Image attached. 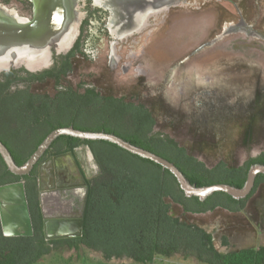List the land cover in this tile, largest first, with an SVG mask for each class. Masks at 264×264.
<instances>
[{
    "label": "flooded vegetation",
    "instance_id": "af4514ba",
    "mask_svg": "<svg viewBox=\"0 0 264 264\" xmlns=\"http://www.w3.org/2000/svg\"><path fill=\"white\" fill-rule=\"evenodd\" d=\"M16 1L21 4L23 11L14 10V12H11L10 9L8 13L27 21L33 20V1ZM9 3L10 0H0V7L5 9ZM179 3L178 0H141L140 5L120 3L121 5L118 4V7H114L113 1L109 3L105 1L104 4L102 0H66L65 7L67 13L69 12L68 20H74L75 22L74 34L70 44H68L69 47L50 46L44 55V61L39 66L29 68L23 61L19 63L12 62L8 67L0 70V82L5 81L6 78L10 80L7 85L0 88V141L9 151L14 162L16 163L15 156H30L33 153H30L31 148L35 146L36 149L38 145L32 144V142L43 138L48 123H59L58 120L53 121L52 116L56 112L54 109L57 107V102L47 101V99L55 97L65 87L78 89L79 83L75 86L62 85L60 79L68 75L71 71L72 61L77 57L94 60L96 49L94 46L103 38H106L108 45L107 62L109 69L115 70L120 67L122 71H128L135 68L140 86L145 92L165 93L166 95L167 93H174L173 100L169 104L176 108L204 109L217 107L219 101L217 104L216 101L220 98L219 93L224 91L223 87L226 84L217 82L215 79L214 81L210 78L207 80L197 71H201V69H197L192 61L208 42L197 46L188 56L181 57L174 64L175 69L172 74H168L170 69L164 70L167 62L171 63L172 58L170 55L166 59L163 58L164 56L160 58L147 56V61L143 62L147 67L145 70L137 67L141 63L133 62L137 58V54L129 52V54L124 55L122 54V48L119 46L120 42L131 40L135 32L125 33L123 30L130 31L131 28L136 27L137 23L142 27L144 26L143 28H148V26L157 22V14L161 11H164L163 19L168 22L167 25L169 26L174 21L182 18L195 19V21L199 20L200 15L207 18L206 15L197 13L198 10L203 9L198 6L196 8L198 10L178 11L182 13H178L179 16L182 15L181 17L177 15L178 18L176 13L171 12V10L174 8L172 6ZM110 4L113 6L112 9L109 8ZM144 14L145 16H143ZM203 17H201V21ZM215 18L217 19V16ZM233 33L247 34L252 39L264 41V34L258 33L253 25L244 22L242 17L209 41L212 44L222 38L223 35ZM150 35H152L151 42H155L160 37V34H153V31L150 32ZM161 40L163 41V37ZM131 42H135V40L132 39ZM156 52L163 54L160 52H164V50L158 47ZM184 78L187 79V82L184 81ZM46 81H52L53 83L54 92L52 95L36 88V86ZM84 86L94 87L90 83H85ZM250 86L255 95L259 94L260 98L264 97V77L262 79L260 77L254 78L251 74ZM45 107H49L50 110L46 111ZM153 129L159 131L155 129V125ZM222 135L224 137V133ZM59 137L45 150L31 170L23 175L10 172L0 156V186L22 182L31 222L30 234H26V231L20 226L14 230H8L9 233L4 234L0 218V249L5 251L18 249L20 252H36L37 250L48 249L50 253L60 252L63 249L78 252L81 248L94 251L84 244H81L78 249L61 245L63 239L79 238L84 229L87 230L88 238L92 243L106 248L112 246L108 220L110 208L105 206V202H108L109 198L101 196L103 194L102 189L105 186L100 180L102 177V163L97 160L94 150L89 145L78 144L66 136ZM77 149L84 151L89 158L93 168L90 176L86 174L75 156V150ZM262 153H264V150L246 158L236 166H229L224 160L220 159L210 167L206 166L194 154L190 155L202 162L207 168L218 167L221 164L226 168H234L244 164L249 158L259 156ZM261 180L262 177L258 174L255 178V182L258 181L256 189L264 187V182ZM84 192H86V199L82 216L79 218V203L78 200L75 203L72 201V193L82 195ZM89 193L97 195L90 196V203H88ZM171 204L179 206L173 202ZM262 206L261 217L263 222H259V225L264 228V201ZM87 208L88 213L86 212ZM179 208L182 213L190 214L184 212L180 206ZM209 212L211 211L196 213L195 215H203ZM79 224L80 233L78 234L76 228ZM223 237L226 236L223 235ZM112 260L120 259L113 257Z\"/></svg>",
    "mask_w": 264,
    "mask_h": 264
},
{
    "label": "rangeland",
    "instance_id": "374dc122",
    "mask_svg": "<svg viewBox=\"0 0 264 264\" xmlns=\"http://www.w3.org/2000/svg\"><path fill=\"white\" fill-rule=\"evenodd\" d=\"M178 1L180 3L172 6L175 9L171 10L176 13V16L178 13L182 14L178 11L198 10L196 8L201 7L203 9L199 8L201 10L197 13L206 15L207 18L201 15L196 21L182 18L169 26L168 22L163 19L164 11H161L158 12L157 22L152 24L153 26H148V28H143V26L133 31L132 39L135 42H131L132 39L125 40L120 42L119 46L124 55L129 52L137 54L133 62L141 63L137 65L141 69L147 68L143 62L147 61L146 58L149 55V57L152 56L151 58L164 56L165 59L170 55L171 63H174L167 62L163 67L164 70L170 69L168 74H172L175 69L174 64L181 57L188 56L197 46L208 42L192 61L197 69H201L197 71L207 80L210 78L214 81L215 79L227 85L223 87L224 91L219 93L220 98L216 101V104L219 101L217 107L176 108L169 104L173 100L174 93H167L169 94L167 96L165 93L145 92L140 86L135 68L129 69L130 71H122L120 67L115 70L109 69L106 38L94 46L96 59L77 57L72 61L71 71L60 79L61 84L75 86L80 82L90 83L102 95L141 102L151 112L155 120V129L174 138L187 153L197 156L206 166L210 167L220 159L229 166L239 165L246 158L264 150V97L260 98L259 94L255 95L250 86L251 74L254 78L264 77V41L252 39L250 35L243 33L223 35L212 44L209 40L221 34L241 17L247 24H252L258 33L264 34V0ZM6 7L5 9H8L7 11L11 9V12L23 11L21 4L16 0H10ZM201 17H203L202 21ZM152 31L153 34H160L155 42H151L150 32ZM158 47L162 48L165 54L164 52L158 54L156 52ZM43 61L44 59H40L30 64L23 60V63L32 68L39 66ZM186 80L184 78L185 82ZM36 88L50 95L54 92L52 81H46ZM75 156L86 174L90 176L93 168L87 154L77 149ZM77 197L78 194L72 193L74 203ZM263 201L264 187H261L255 190L241 211L228 212L217 208L203 215H195L182 213L179 206L171 204L170 214L212 232L213 244L217 250H236L242 247H256L261 243L264 246V228L259 225V222H263L261 217ZM223 235L227 237V245L222 244ZM56 253L48 259L59 260L60 264H71L70 259L76 258V254L79 257H88L93 260H105L101 255L84 248H81L79 253L68 249ZM155 258L165 257L156 255ZM172 258L174 261L183 260L178 255ZM129 261L126 259V262Z\"/></svg>",
    "mask_w": 264,
    "mask_h": 264
},
{
    "label": "trees",
    "instance_id": "16d2710c",
    "mask_svg": "<svg viewBox=\"0 0 264 264\" xmlns=\"http://www.w3.org/2000/svg\"><path fill=\"white\" fill-rule=\"evenodd\" d=\"M9 79L0 82V88ZM78 89L63 88L58 95L47 101L57 102L53 121L48 123L39 145L54 129L72 126L81 131L105 132L121 137L137 147L148 150L173 163L196 186L228 184L237 188L243 186L252 164L264 165V153L249 158L244 164L226 168L224 165L207 168L202 162L188 154L184 147L168 134L154 131L155 120L143 103L126 101L122 97L102 95L95 87ZM49 111V107H45ZM64 136H60L62 138ZM78 144H87L95 157L102 163V189L105 206L110 208V248L92 243L87 230L76 239H63L61 245L78 249L81 244L98 252L106 261L128 259L134 263H149L156 255L165 258L180 256L193 258L203 264H264V246L242 247L236 250L219 251L213 244L212 232L170 214L171 202L190 214L213 211L216 208L229 212L241 211L251 193L241 200L216 192L200 201L197 197H185L176 179L168 170L151 160L131 154L115 144L106 141L80 140L66 136ZM35 146L30 153L34 152ZM27 156H15L18 165ZM251 160V163H250ZM264 182V175L260 174ZM88 195V203L90 196ZM88 213V208L86 209ZM42 240V238H40ZM227 245V238H222ZM50 250L20 252L0 249V264H33Z\"/></svg>",
    "mask_w": 264,
    "mask_h": 264
},
{
    "label": "water",
    "instance_id": "95a60500",
    "mask_svg": "<svg viewBox=\"0 0 264 264\" xmlns=\"http://www.w3.org/2000/svg\"><path fill=\"white\" fill-rule=\"evenodd\" d=\"M34 4V18L31 21L17 18L0 7V58L8 60V63L17 61L21 51L31 53L38 51L46 54L50 46L59 45L60 47L68 46L74 34V20H68L66 0H32ZM109 3L114 2V7L120 3L139 4L141 0H102ZM153 4V3H151ZM109 5V4H108ZM110 4L109 8L113 6ZM121 5V4H120ZM143 11V10H142ZM146 14V13H145ZM145 14L143 16H145ZM142 16V15H141ZM142 25L137 23L135 28L125 33H132L141 28ZM123 28V27H121ZM61 42V43H60ZM22 62V61H20ZM59 136H70L80 140L88 141H106L117 145L123 150L137 155L141 158L151 160L161 166L162 170H168L176 179L179 188L185 197H197L200 201L216 192L225 193L233 199H245L254 187L255 178L258 174L264 175V165L253 164L249 167L246 180L242 187L237 188L228 184H213L209 186H196L188 181L183 173L168 160L143 148L132 145L121 137L105 132L81 131L72 126L57 128L51 131L37 146L35 151L21 165H17L9 151L0 141V156L7 169L16 175L28 173L36 161L41 157L51 143ZM16 189V198H10L7 191ZM3 194V195H1ZM0 218L4 234L8 230H14L18 226L31 233V222L26 204L22 182H15L0 186ZM5 195V196H4ZM86 192L78 194L77 202L79 203V218L82 216ZM5 204V206H4ZM77 233H80V224L77 226Z\"/></svg>",
    "mask_w": 264,
    "mask_h": 264
},
{
    "label": "crops",
    "instance_id": "0c3cea01",
    "mask_svg": "<svg viewBox=\"0 0 264 264\" xmlns=\"http://www.w3.org/2000/svg\"><path fill=\"white\" fill-rule=\"evenodd\" d=\"M259 246H263V243H261V245H259ZM219 251H221V250H219ZM54 253H56V252H54ZM54 253L45 254L36 262H39V263H42V264H60L59 260H50V259H48ZM75 253H77V252H75ZM78 253H79V251H78ZM93 253L94 254L95 253L99 254L98 252H95V251H93ZM56 254H58V253H56ZM61 258H63V257L61 256ZM63 259H65V258H63ZM181 259H183V258H181ZM70 260H71V264H141V263H134L132 261L126 262V259H122L123 260L122 262L119 261V260L115 261V260H112V259L111 260H107V261L101 259L99 261V260L90 259L88 257H81V256L79 257L78 254H76V258L70 259ZM145 264H203V263H200V262L196 261L193 258H187V259H183V260H179V261H174L173 258L170 257V258H160V259L154 258L151 262L145 263Z\"/></svg>",
    "mask_w": 264,
    "mask_h": 264
},
{
    "label": "bare ground",
    "instance_id": "6f19581e",
    "mask_svg": "<svg viewBox=\"0 0 264 264\" xmlns=\"http://www.w3.org/2000/svg\"><path fill=\"white\" fill-rule=\"evenodd\" d=\"M174 1V0H173ZM140 3L141 2H139V4H136V3H134V4H131V5H140ZM176 3V2H175ZM134 28V27H133ZM61 43V42H60ZM57 47H60L59 45H56ZM61 48H63V47H61ZM19 52L21 53L20 55H18V59H17V61H15L16 63H19L20 61H23V60H25V61H27V62H35L36 60H40V59H45V56H44V53H41V52H36V51H31V53H26L24 50L23 51H21V50H19ZM9 60V59H8ZM8 60H5V59H2V58H0V67H8L9 66V64L10 63H8ZM13 62V61H12ZM11 62V63H12ZM30 63V64H31ZM69 156V155H68ZM60 159V158H59ZM69 160V159H68ZM65 164V163H64ZM57 165V164H56ZM69 165V164H68ZM62 166V165H61ZM7 194H9V197L10 198H16V189H11L10 191H7ZM1 195H3V194H1ZM0 195V196H1ZM5 196V195H4ZM69 230H71V229H69Z\"/></svg>",
    "mask_w": 264,
    "mask_h": 264
}]
</instances>
